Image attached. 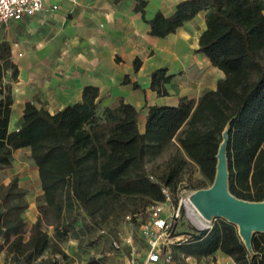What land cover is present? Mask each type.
Segmentation results:
<instances>
[{
	"label": "trees",
	"instance_id": "16d2710c",
	"mask_svg": "<svg viewBox=\"0 0 264 264\" xmlns=\"http://www.w3.org/2000/svg\"><path fill=\"white\" fill-rule=\"evenodd\" d=\"M145 5L137 0L135 8L144 13ZM202 10L206 27L197 50L224 75L197 99L181 96L175 105H149L143 131L133 104L117 96L101 106L99 88L92 84L83 87L79 101L55 112L27 101L18 129L10 130L12 81L19 69L9 43L0 42V169L12 165L15 149L28 148L42 189L38 216L24 237L27 190L17 176L0 183V246L6 244L14 264H58L62 241L80 229L99 227L127 201L132 214L147 211L149 217V208L165 199L163 186L172 194L183 179L192 189L211 185L227 126L230 192L264 199V0H180L170 15L155 11L147 20L150 33L165 36ZM139 62L135 59L134 66ZM7 70L9 80L3 82ZM171 76L165 67L153 70L150 87L165 95ZM169 146L174 149L149 170L148 159ZM186 233L171 249L197 259L220 250L232 264H264V232L253 234L252 253L237 226L221 217ZM45 252L53 254L47 263Z\"/></svg>",
	"mask_w": 264,
	"mask_h": 264
},
{
	"label": "crops",
	"instance_id": "0c3cea01",
	"mask_svg": "<svg viewBox=\"0 0 264 264\" xmlns=\"http://www.w3.org/2000/svg\"><path fill=\"white\" fill-rule=\"evenodd\" d=\"M179 1L146 0L144 13L135 8L137 0H58L54 10L46 9L47 1L35 14L0 27V42L9 43L19 69L12 81L9 129H18L27 101L55 112L79 101L87 84L99 88L101 106L117 96L133 104L139 110L141 131L149 105H175L181 96L197 99L204 89H215L224 72L197 50L206 27L204 10L165 36L150 33L147 20L155 11L170 15ZM135 59L140 61L138 67ZM159 67L172 75L165 95L150 87L151 72ZM9 75L7 70L3 82ZM21 151L29 153L28 148L15 149L13 167L19 165L15 162ZM205 258L215 259L212 264L233 263L220 250Z\"/></svg>",
	"mask_w": 264,
	"mask_h": 264
},
{
	"label": "rangeland",
	"instance_id": "374dc122",
	"mask_svg": "<svg viewBox=\"0 0 264 264\" xmlns=\"http://www.w3.org/2000/svg\"><path fill=\"white\" fill-rule=\"evenodd\" d=\"M173 149V146H169L156 158L148 159V169H156L157 165ZM16 157L15 164L19 163V165L13 167L12 164L10 167L0 169V183H4L5 180L10 181L14 176H17L18 184L19 179L23 180L20 186L27 190L23 198L28 204L26 212H23L27 230L24 237H27L29 226L33 222H31V219H35L38 216V206L42 202V195L30 154L26 153V151H21ZM193 173L195 175L198 174L197 169H194ZM193 190L187 186L186 180L183 179L172 191L171 207L178 209V215L172 228L174 236L172 240L174 242L183 241L181 238H185L186 232L191 231L192 228L203 229L210 227L215 220L205 219L191 202L189 195ZM129 207L130 201H127L125 207L111 210L99 227H94L91 230L80 229L77 233H71L66 240L60 243L63 253H57L56 255L58 264H129L131 262L141 263L144 261L147 239L144 235L143 226L148 221V212L138 211L132 214L128 210ZM46 228L49 234L53 232L51 224L46 225ZM0 242H2V239ZM172 250L174 257L172 264H180L183 261V254L173 246ZM51 257H53V254L49 252H45L43 255L46 263ZM214 261L215 259H207L205 257L197 259L192 256L188 263L212 264V262L215 263ZM0 264H14L11 254L7 252L6 244L0 246Z\"/></svg>",
	"mask_w": 264,
	"mask_h": 264
},
{
	"label": "water",
	"instance_id": "95a60500",
	"mask_svg": "<svg viewBox=\"0 0 264 264\" xmlns=\"http://www.w3.org/2000/svg\"><path fill=\"white\" fill-rule=\"evenodd\" d=\"M228 132L229 126L224 129L217 150L216 172L212 184L194 189L189 197L205 219L221 217L235 224L246 248L252 253L253 234L264 232V199L246 200L230 192L226 152Z\"/></svg>",
	"mask_w": 264,
	"mask_h": 264
},
{
	"label": "built area",
	"instance_id": "2783aa9c",
	"mask_svg": "<svg viewBox=\"0 0 264 264\" xmlns=\"http://www.w3.org/2000/svg\"><path fill=\"white\" fill-rule=\"evenodd\" d=\"M47 1L49 2L47 10L58 7V0H0V27L10 20L35 14L45 7ZM162 190L165 193L164 201L156 202L149 208V218L143 226L147 239L146 257L141 263L129 264H172L174 262L171 249L174 243L172 228L178 209L171 207L169 188L163 186ZM181 239L184 240L186 237ZM191 257V255L183 254V261L180 264H189Z\"/></svg>",
	"mask_w": 264,
	"mask_h": 264
},
{
	"label": "bare ground",
	"instance_id": "6f19581e",
	"mask_svg": "<svg viewBox=\"0 0 264 264\" xmlns=\"http://www.w3.org/2000/svg\"><path fill=\"white\" fill-rule=\"evenodd\" d=\"M195 222V221H194ZM196 223V222H195ZM197 224V223H196Z\"/></svg>",
	"mask_w": 264,
	"mask_h": 264
}]
</instances>
